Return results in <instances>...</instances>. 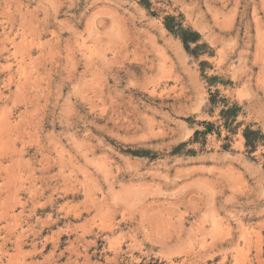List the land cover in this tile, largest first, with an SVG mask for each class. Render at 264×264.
Segmentation results:
<instances>
[{"label": "rangeland", "instance_id": "obj_1", "mask_svg": "<svg viewBox=\"0 0 264 264\" xmlns=\"http://www.w3.org/2000/svg\"><path fill=\"white\" fill-rule=\"evenodd\" d=\"M0 264H264V0H0Z\"/></svg>", "mask_w": 264, "mask_h": 264}, {"label": "trees", "instance_id": "obj_2", "mask_svg": "<svg viewBox=\"0 0 264 264\" xmlns=\"http://www.w3.org/2000/svg\"><path fill=\"white\" fill-rule=\"evenodd\" d=\"M166 26H167V28L170 29L168 24H166ZM178 35H179V37L183 43L184 48L187 50L189 49L190 42H196V40H197V34H195L194 32L187 34V31H181ZM248 133H249V130L244 132V136L246 138V144L247 145L250 143V138H249Z\"/></svg>", "mask_w": 264, "mask_h": 264}]
</instances>
